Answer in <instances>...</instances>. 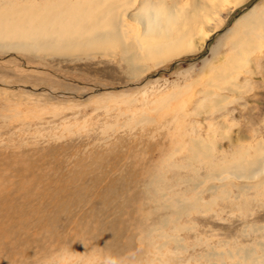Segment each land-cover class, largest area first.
I'll return each instance as SVG.
<instances>
[{
  "label": "rangeland",
  "instance_id": "obj_1",
  "mask_svg": "<svg viewBox=\"0 0 264 264\" xmlns=\"http://www.w3.org/2000/svg\"><path fill=\"white\" fill-rule=\"evenodd\" d=\"M233 1L191 33L229 14L206 48L137 79L120 57L0 53V264H264V170L228 167L264 157V38L230 42L264 0Z\"/></svg>",
  "mask_w": 264,
  "mask_h": 264
},
{
  "label": "bare ground",
  "instance_id": "obj_2",
  "mask_svg": "<svg viewBox=\"0 0 264 264\" xmlns=\"http://www.w3.org/2000/svg\"><path fill=\"white\" fill-rule=\"evenodd\" d=\"M223 1L214 0L202 11H198L200 5H196L195 12L189 14L178 9L174 12L175 7L158 8L150 0H141L139 7L128 14L134 0H42L41 3L0 0V53L33 57L48 52L58 57H120L128 66L131 79H137L150 68L146 66L148 61L156 67L164 61L199 51L209 37V31H215L229 14L224 15L220 22L216 20L214 28L208 32L197 33L200 38L196 39L191 33L207 17L211 20L212 17L208 16L210 9L213 6L217 8ZM243 1L234 0L230 12ZM128 21L141 28L130 29ZM230 32L233 37L241 35L242 39L237 44L233 37L230 38L232 48H238L246 41L253 48L257 37L264 38V8L259 11L251 8L237 19ZM235 59L239 60L234 56L216 68L214 79L230 78L233 72L230 68L236 63ZM260 161L262 168L258 167ZM260 161L252 159L245 165L242 159L233 160L228 167L233 172L232 176L253 178L264 170V157ZM255 169L260 171L252 173ZM261 262L264 263V258Z\"/></svg>",
  "mask_w": 264,
  "mask_h": 264
},
{
  "label": "water",
  "instance_id": "obj_3",
  "mask_svg": "<svg viewBox=\"0 0 264 264\" xmlns=\"http://www.w3.org/2000/svg\"><path fill=\"white\" fill-rule=\"evenodd\" d=\"M207 47V42H206V44H205V48Z\"/></svg>",
  "mask_w": 264,
  "mask_h": 264
}]
</instances>
